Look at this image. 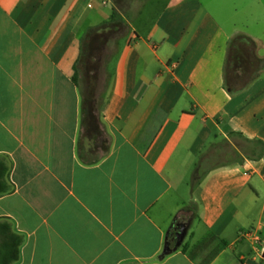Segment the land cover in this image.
<instances>
[{"label":"crops","instance_id":"0c3cea01","mask_svg":"<svg viewBox=\"0 0 264 264\" xmlns=\"http://www.w3.org/2000/svg\"><path fill=\"white\" fill-rule=\"evenodd\" d=\"M103 1L0 0V222L23 236L14 264H264V67L226 83L240 33L217 13L229 0H163L142 29L127 0L131 18ZM243 1L264 24V0ZM114 8L124 28L87 135L75 67ZM244 35L264 58V36Z\"/></svg>","mask_w":264,"mask_h":264},{"label":"rangeland","instance_id":"374dc122","mask_svg":"<svg viewBox=\"0 0 264 264\" xmlns=\"http://www.w3.org/2000/svg\"><path fill=\"white\" fill-rule=\"evenodd\" d=\"M127 2L131 3L129 14H132L136 28L142 29V24L150 25L152 23L163 0H127ZM115 3L121 12L130 17L125 9L126 5L125 7L123 4H119L122 3L119 0H116ZM226 6L229 8L228 10L216 11L224 28L230 33L240 32L233 35L230 40L226 62V83L238 89L258 76L264 67V58L259 57L256 44L244 35H262L263 37L264 24L256 19V12L255 14L250 12L249 6L243 0H229ZM123 28L122 24H118L116 31L93 36L86 42V52L83 60L79 63L78 76L82 93L84 134H97L99 106L104 99L108 83L106 59L114 51L113 40L122 33ZM259 52H264V43L260 46ZM261 79L264 81V71L261 74ZM101 140L104 142L103 148L107 144V139L102 138ZM192 178L193 172L189 171L187 182H190Z\"/></svg>","mask_w":264,"mask_h":264},{"label":"trees","instance_id":"16d2710c","mask_svg":"<svg viewBox=\"0 0 264 264\" xmlns=\"http://www.w3.org/2000/svg\"><path fill=\"white\" fill-rule=\"evenodd\" d=\"M121 15L117 9L114 8L112 15L109 20L105 21L99 26L89 27L85 32L84 38L82 40V49L80 57L75 67V75L73 80L79 82V63L83 60L86 52V42L88 38L93 36H100L106 32H114L118 28V24H122ZM107 150V148H105ZM0 172V194L7 193L10 191V187L7 182L4 180L6 171L2 168ZM177 229H170L167 236V244L170 246L175 244L178 234ZM23 243V236L13 231L11 224L8 221L0 222V264H14L20 258V247ZM205 245V240L197 244V246L192 249V252H196L197 249ZM189 247L188 244H183L182 248L187 250ZM173 251V250H172ZM171 251V252H172Z\"/></svg>","mask_w":264,"mask_h":264},{"label":"water","instance_id":"95a60500","mask_svg":"<svg viewBox=\"0 0 264 264\" xmlns=\"http://www.w3.org/2000/svg\"><path fill=\"white\" fill-rule=\"evenodd\" d=\"M185 235H186V228L183 226L182 229L178 231L175 245L172 247L169 244H166V247L164 249V254L170 253L172 250L176 249L182 243Z\"/></svg>","mask_w":264,"mask_h":264},{"label":"built area","instance_id":"2783aa9c","mask_svg":"<svg viewBox=\"0 0 264 264\" xmlns=\"http://www.w3.org/2000/svg\"><path fill=\"white\" fill-rule=\"evenodd\" d=\"M103 2L106 3L107 0H104ZM247 235L250 236V237H252L255 242H257L259 240V237H258V234L257 233H251L250 232Z\"/></svg>","mask_w":264,"mask_h":264},{"label":"flooded vegetation","instance_id":"af4514ba","mask_svg":"<svg viewBox=\"0 0 264 264\" xmlns=\"http://www.w3.org/2000/svg\"><path fill=\"white\" fill-rule=\"evenodd\" d=\"M182 227H183V226H179V228H178V229H179V230H181V229H182Z\"/></svg>","mask_w":264,"mask_h":264}]
</instances>
